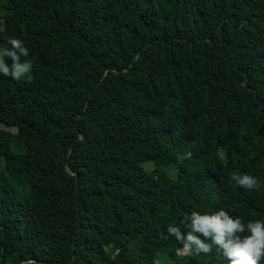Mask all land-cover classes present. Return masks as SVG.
Wrapping results in <instances>:
<instances>
[{
  "label": "trees",
  "instance_id": "16d2710c",
  "mask_svg": "<svg viewBox=\"0 0 264 264\" xmlns=\"http://www.w3.org/2000/svg\"><path fill=\"white\" fill-rule=\"evenodd\" d=\"M8 37L0 264H224L166 227L264 219V0H0Z\"/></svg>",
  "mask_w": 264,
  "mask_h": 264
},
{
  "label": "clouds",
  "instance_id": "9594fccd",
  "mask_svg": "<svg viewBox=\"0 0 264 264\" xmlns=\"http://www.w3.org/2000/svg\"><path fill=\"white\" fill-rule=\"evenodd\" d=\"M6 43L9 47L0 46V75L13 80L26 78L32 63L21 59L28 56L24 41L8 37ZM231 180L245 191L258 187L257 177L248 174H232ZM180 223L183 232L174 224L165 231L186 254H208L215 248L224 264H264V219L245 220L220 208L211 212L193 210L185 213Z\"/></svg>",
  "mask_w": 264,
  "mask_h": 264
},
{
  "label": "rangeland",
  "instance_id": "374dc122",
  "mask_svg": "<svg viewBox=\"0 0 264 264\" xmlns=\"http://www.w3.org/2000/svg\"><path fill=\"white\" fill-rule=\"evenodd\" d=\"M0 46H3V47H9V45H7V43H0ZM4 167L9 170L11 169L12 167V162L10 160V158L6 157L4 158ZM124 238V237H123Z\"/></svg>",
  "mask_w": 264,
  "mask_h": 264
}]
</instances>
